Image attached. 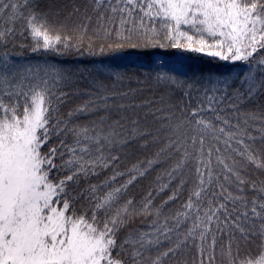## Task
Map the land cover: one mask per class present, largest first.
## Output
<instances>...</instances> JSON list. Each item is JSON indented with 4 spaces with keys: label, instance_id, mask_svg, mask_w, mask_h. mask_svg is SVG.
Segmentation results:
<instances>
[{
    "label": "snow or ice",
    "instance_id": "1",
    "mask_svg": "<svg viewBox=\"0 0 264 264\" xmlns=\"http://www.w3.org/2000/svg\"><path fill=\"white\" fill-rule=\"evenodd\" d=\"M38 7L32 0H0V22L9 25L0 23V45L7 47L16 35L15 22L23 20L33 52L83 47L91 52L88 29L95 17L94 35L112 41L109 51L179 48L244 62L248 71L235 80H209L207 108L198 105L181 109L180 117L169 116L165 147L154 159L121 172L116 153L129 137L118 131L119 122L74 124L72 117L88 111L87 106L62 118L59 105L67 94L58 84L70 77L52 69L50 79H28L25 72L32 69L22 72L2 53L0 264H167L189 241L197 250L194 264H216L217 237L224 232L229 240L220 252L228 264H264V181L242 174L249 167L264 172V113H240L241 105L264 93V0H87L83 23L71 35ZM156 79L181 83L170 72H158ZM162 153L179 154L166 173L169 181L181 177L169 200L191 184L186 201L172 215H164V205H153L151 192L140 202L127 195ZM106 169L112 174L102 183L77 190L82 179ZM122 176L127 179L118 183ZM233 185L238 194L229 190ZM159 187L162 191L167 185ZM137 217H153L150 230L130 229L121 236ZM250 238L261 240L260 253L239 259L240 241Z\"/></svg>",
    "mask_w": 264,
    "mask_h": 264
},
{
    "label": "trees",
    "instance_id": "2",
    "mask_svg": "<svg viewBox=\"0 0 264 264\" xmlns=\"http://www.w3.org/2000/svg\"><path fill=\"white\" fill-rule=\"evenodd\" d=\"M37 4L38 11L47 15L48 20L56 25H65L67 34H74L76 25L83 23L82 15L87 6V0H32ZM79 8V12L74 9ZM24 10V9H22ZM89 14L91 9L89 8ZM3 27H8L3 23ZM96 26V19L93 17L88 29V36L93 37V48L91 52L87 47L79 50L73 48L70 51L51 50L32 51L33 40L30 33L25 30L23 20L15 22L16 35L10 39L7 47L0 45V62L3 61L2 53L7 52L9 58L22 72L31 68L32 72L25 75L28 79L51 77V70L58 69L70 79L58 84V89L67 95L59 105V114L67 119V114L74 109L87 106L88 111L76 113L72 121L80 126H92L104 119V126L119 122L123 131L129 137L128 142L116 154L119 155V170L126 172L133 165L154 159L156 153L165 147L168 136V117L177 118L181 116V109L190 111L198 105L205 108L208 102L206 95H212L208 75L231 76L237 63L225 64L219 58L208 56L206 53H197L179 48H153V47H124L117 51H109L107 45L111 40L96 37L93 29ZM23 33L22 35L20 33ZM88 43L86 38L85 44ZM104 45L103 53L100 46ZM180 62L185 72L179 73L168 67L173 61ZM165 63L166 66H161ZM241 67V66H240ZM47 70V76H46ZM248 71L245 69V72ZM158 72H170L181 83L165 84L156 79ZM244 73V72H243ZM240 73L239 75L243 74ZM235 80V79H234ZM231 91V90H230ZM217 95H220L218 92ZM107 97V99H105ZM231 109H226V114L231 116ZM257 112L264 113V93L246 101L240 107V113ZM206 116H212L206 112ZM235 122V120H233ZM135 130V132L133 131ZM253 135H258L255 131ZM68 143L72 142L69 135L66 138ZM53 141H49L52 143ZM45 148L48 145L44 146ZM259 147V142H257ZM179 154L169 155L162 153L158 162L154 163L146 176L137 179L128 189V197L136 202L142 201L149 192L152 194V203L155 207L164 205V215H172L180 208L188 196L190 182L184 185V190L175 200H169L173 191L176 190L180 176L169 181L166 173L178 159ZM55 173V170H53ZM112 174V169H106L98 176H89L82 179L78 191H83L89 184L102 183ZM247 178L257 181H264V172L249 167L246 173ZM159 177V181L158 178ZM127 179V176L118 177V183ZM160 185H167L160 190ZM236 193L235 185L229 188ZM246 194L251 196L252 192L246 187ZM168 201L167 204H164ZM84 203V201H81ZM153 217H137L135 221L121 232L125 235L130 229L150 230L149 225ZM171 223V222H170ZM185 225L181 231L185 230ZM239 240V233L235 234ZM176 237L173 235V240ZM229 234L224 232L217 237L216 264H228L226 256L222 255L220 248L228 244ZM166 246L168 245L165 242ZM261 240L250 238L249 242L240 241L239 259L257 256L260 251ZM235 248V245H234ZM197 258L195 246L188 242L187 248H181L176 255L167 260V264H194Z\"/></svg>",
    "mask_w": 264,
    "mask_h": 264
},
{
    "label": "rangeland",
    "instance_id": "3",
    "mask_svg": "<svg viewBox=\"0 0 264 264\" xmlns=\"http://www.w3.org/2000/svg\"><path fill=\"white\" fill-rule=\"evenodd\" d=\"M225 62V64L227 65V64H234V63H237V62H240V61H237V62H226V61H224ZM161 66H166V64L165 63H161ZM237 66H239V67H235V69L233 70V72H232V74H231V76H226V75H215V74H211V75H208L207 77L208 78H211V79H213V80H216V79H224V78H231V79H236V77L240 74V73H245V69L247 70V65L244 63V62H241V65H239V63H237ZM241 66V67H240ZM168 67L170 68V69H172V70H174V71H177V72H179V73H183V72H185V68H184V66L180 63V62H178L177 60L176 61H173V62H171L169 65H168Z\"/></svg>",
    "mask_w": 264,
    "mask_h": 264
}]
</instances>
